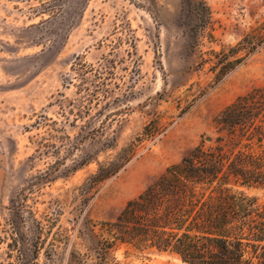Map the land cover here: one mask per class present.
Returning a JSON list of instances; mask_svg holds the SVG:
<instances>
[{
    "label": "rangeland",
    "instance_id": "1",
    "mask_svg": "<svg viewBox=\"0 0 264 264\" xmlns=\"http://www.w3.org/2000/svg\"><path fill=\"white\" fill-rule=\"evenodd\" d=\"M191 1L210 11L193 52L183 0H0V264L15 254L13 225L39 241L37 264H186L119 244L105 256L94 248L107 237L99 223L213 140V120L237 97L264 88V47L219 80L215 65L246 34H264V0ZM146 126L161 133L145 138ZM127 147L129 162L84 195L98 166ZM235 190L264 205V188ZM262 246H248L244 259L264 264Z\"/></svg>",
    "mask_w": 264,
    "mask_h": 264
},
{
    "label": "trees",
    "instance_id": "2",
    "mask_svg": "<svg viewBox=\"0 0 264 264\" xmlns=\"http://www.w3.org/2000/svg\"><path fill=\"white\" fill-rule=\"evenodd\" d=\"M183 11L193 14L188 35L193 52L210 24V11L204 1L191 0H183ZM260 30L246 34L228 53H214L215 65L220 66L218 80L260 52L264 47ZM87 74H79L83 85L89 83ZM82 91L86 97H95L86 88ZM76 118L82 120L83 112L78 111ZM213 123L216 136L211 143L202 142L167 167L112 222L98 224V232L107 237L95 250L105 256L119 244L137 251L170 253L186 264H251L244 256L248 246L264 243V205H256L255 199L235 189L264 188V88L237 97ZM160 133L158 127L146 126L143 136L153 140ZM133 151L134 147H127L114 160L99 165L81 187L83 194L116 175ZM9 240L7 247L15 254H8L6 264H37L39 241L25 240L17 225Z\"/></svg>",
    "mask_w": 264,
    "mask_h": 264
},
{
    "label": "water",
    "instance_id": "3",
    "mask_svg": "<svg viewBox=\"0 0 264 264\" xmlns=\"http://www.w3.org/2000/svg\"><path fill=\"white\" fill-rule=\"evenodd\" d=\"M205 140H206L207 143H211L212 142V138L211 137H206Z\"/></svg>",
    "mask_w": 264,
    "mask_h": 264
}]
</instances>
